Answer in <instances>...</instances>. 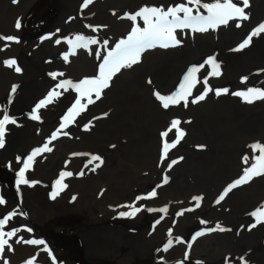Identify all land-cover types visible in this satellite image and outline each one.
<instances>
[{"label":"bare ground","instance_id":"obj_1","mask_svg":"<svg viewBox=\"0 0 264 264\" xmlns=\"http://www.w3.org/2000/svg\"><path fill=\"white\" fill-rule=\"evenodd\" d=\"M5 1L7 3V0H0V3L2 4ZM34 1L24 0L20 6L19 19ZM146 1L152 0H100L89 4L85 8L79 5L77 30L74 32L64 27L62 46L58 52H55L53 47H49L48 51H44L47 57L43 62L52 59L46 62L47 64H42L36 68L34 66L28 68L23 64L20 72H16L15 68H12L10 73L8 70L3 69L0 63V96L11 92L13 86L16 87V91L19 88L17 96H10L12 98L11 107L14 108L11 113L18 119V125L15 127L16 130H12L8 136L10 143L0 151L1 161L15 162L18 161V157L26 159L31 153L24 156L23 151L27 150L28 152L33 143L40 145L48 143L47 141L50 138L47 137L44 128L45 124L49 123L54 110L51 107H42L38 110L37 114L46 122L41 127L31 119L33 107L40 102L39 99H46L48 93L56 89L55 83L58 80L76 79L82 81L84 77L97 75L99 70L96 67L98 63L95 58V51H104L105 45L113 47L120 40H126L134 27L143 29L148 26L143 18L130 19L132 15L144 8ZM235 1L236 5L242 6L241 0ZM200 2H202L200 5L212 4L216 0H200ZM72 3V0H60V11L64 12ZM79 3L83 4V0H79ZM244 11L248 17L247 19L241 20L238 18L237 22L232 19L226 25H217L216 28L219 31L216 33L210 31L212 28L203 32L195 31L192 36L177 32L176 37L180 41L178 44L167 48L160 46L157 48L156 46L155 49H157L151 52L145 50L142 53L145 52L143 55L146 58L141 64L136 65V68L128 70L122 68L115 73L113 79L117 86L110 91L104 104L102 102L103 97L100 96L101 102L93 107L92 112H87L82 117L84 119L81 118V125L85 123V126L80 129V132H77L80 136L78 147H76L78 151L86 154V150L89 149L94 137H100L98 140L102 144L104 142L109 143V139H106L104 135L113 134L120 128L127 126L125 134L131 138L132 143L116 145L115 148L119 146V153L123 155V158L119 160L114 153L112 158L122 161L121 165H127L123 160L128 159L126 156L131 154H137V157L150 153L155 155L153 149L155 147L154 143L158 141V136L150 135V133L163 124V117L165 119L166 113H169L177 115L174 119L179 120L182 125L183 140L180 147L168 152L167 157L161 158L160 156L158 160L174 159L182 161L176 165L178 170L194 173L197 179L196 183L204 186H207L209 177L215 172L223 176L243 173L248 165L255 162L253 160L254 156H259V152L257 151L254 154L249 146L255 143L264 144V98L253 99L249 103L243 97L231 93L246 92L248 89L246 82H251L250 88L264 90V33L254 37L245 49L240 51H235V49L255 28L264 23V0H248V6ZM61 19L63 17L57 18L51 30L56 32L58 25H63ZM238 24L239 27H237ZM60 34H57L58 38ZM77 36H83L85 40L88 38L94 39L96 43L87 44L86 47H77ZM25 39L29 40V38ZM54 39L55 36L53 41ZM40 42H31L30 45L26 46L25 51L21 49V46L19 49L15 48L17 51L11 57L16 58L18 55H26L25 52H31L36 57L35 61L41 62L43 58L37 57L40 53L39 50L46 49L49 44L45 42L43 47H39ZM54 44L59 46L55 41ZM32 48L35 50L27 51ZM61 48L62 52L60 53ZM65 55L68 56L67 60L64 58ZM210 56L219 65V76L209 74L213 69L210 65L205 64V61ZM7 57H9V48L6 47L0 50V61L5 58L8 59ZM200 65H204V67H201L189 81H184V76L189 69ZM45 69L47 73H44L43 70ZM67 70L70 75L67 74ZM41 71L44 74L40 75L38 73ZM52 73L57 74L55 79H53ZM239 75H242L241 86L238 85ZM149 77L153 78L154 84L146 89L147 84L145 82ZM205 78H207V86L213 91H210L204 100L191 103L194 97L199 96L204 91L206 87ZM182 81H184L186 89L190 88L191 92L193 91L192 95L188 96L189 102L186 107L183 104H178L170 105L169 108L165 109L162 104L160 106L154 102L151 96L154 92L162 90L165 95H169L172 93V89H176ZM193 84L195 87H192ZM252 84L255 86H252ZM89 87L92 86L89 85ZM43 88L44 90H42ZM224 88H227L229 92L219 96L215 94V89ZM42 91L44 92L42 93ZM13 98H15L14 102ZM142 98L144 99L143 103ZM24 105H30V112L18 115ZM99 109L100 111L95 112ZM98 114H100L99 117L91 124V120ZM6 129L8 128L6 127ZM175 130L172 129L171 132L177 137ZM146 131H148L147 135ZM148 136L151 140L146 139ZM199 144L206 149L194 151L195 146ZM108 145L113 144L103 146L108 147ZM244 147L245 153L242 156L247 155L250 157L249 164H245L244 160L239 159L240 152L244 150ZM53 151L49 159L35 157L31 161L33 162L31 166L34 167L30 166L28 169V173L32 174L30 176H37L43 170L53 175V169L58 166L53 164L54 162L46 164L45 161H61L66 159L70 153L66 146L60 147L59 145ZM163 151L164 148L161 154H163ZM87 152L90 153V151ZM202 155L211 156L215 160V171H210L208 174L198 173V167L200 166L198 162ZM20 164L22 165L21 161ZM41 164L44 166L43 169L39 168ZM257 165L260 166L258 163ZM205 170H208V168ZM262 170L260 175H252L247 183L242 184V190L239 193L236 191L234 194L235 199L227 200L226 204H234L236 214L235 217L226 213L222 215L225 224L230 223V227H224L225 231L223 232L217 230L203 236L200 239L201 244L195 246L196 252L198 250V252L205 251L208 253L210 248L219 250L226 247L234 250L245 245L243 242L251 243L252 249L245 250L243 254L251 252L252 258L245 257L243 260H237V262L255 263L257 260L264 264V223H256L257 217L251 215L264 205V169ZM49 173L44 174L47 176ZM217 177L218 179H216V176L210 177V179L216 180V183H218L222 180V177ZM120 178V175H115L113 180L116 182ZM38 179L31 178L30 181L37 184ZM75 181L70 177L68 182L71 183V186L66 192L68 195L65 196L64 193H61L54 202H51L46 194L45 188L47 186L37 184L28 190L23 188L24 205L28 209L27 212L30 218L36 220L41 217L46 220L50 217L62 216L69 211L65 205L68 201L73 203L78 201L74 207H78L80 212L78 211L77 214L80 215L81 219L82 215L84 216L83 221L85 223L90 217L101 218V214L102 218H106L108 216L106 210L111 206L116 207L113 211L115 213L122 212L127 208L120 206L125 202L122 201L124 199L123 195H117L114 188H112L117 183L105 188L99 199L81 196L82 198H77L74 202V195L71 196L70 191L76 192L78 187L73 184ZM135 182L138 183V181ZM137 183L133 185H137ZM101 184L93 185V187L99 189ZM233 201L235 202L228 203ZM186 209L192 210L186 211ZM195 210L196 208H185L187 213H192ZM156 216V220H160L161 217L165 218L164 212L156 214ZM83 221H80L77 225L81 223L82 226ZM101 222L97 225L99 228H95L98 230L96 236L84 238L87 253L92 254L94 250L96 252L101 251L95 255L96 258L108 256L109 253H116L118 246L126 244L129 246V252L117 258V260L124 263L132 259L131 253L138 252V246H142L143 249L154 248V244L150 242L151 240H148L149 238L146 239L148 242L143 243L145 232H137V228L140 226L139 218L124 217L112 226L106 221ZM194 224L193 219H190L188 223H175L176 229L185 231V233L191 229L189 225ZM253 224H255V227H252ZM161 231L156 230L153 235L158 238ZM237 242L238 246H236ZM35 249L33 245L28 247L20 243L13 246V255L15 257L16 250V255L27 257L32 255ZM149 251L145 254L146 256H152L153 252L156 253V251ZM161 256L166 259L176 257V255L164 254ZM221 258L216 257L215 264L219 263ZM112 259H116L115 256ZM232 263L234 264L233 260Z\"/></svg>","mask_w":264,"mask_h":264},{"label":"rangeland","instance_id":"obj_2","mask_svg":"<svg viewBox=\"0 0 264 264\" xmlns=\"http://www.w3.org/2000/svg\"><path fill=\"white\" fill-rule=\"evenodd\" d=\"M96 1L100 0H92V3ZM23 2L24 0H19L18 3H13L12 0H7V3L6 1L2 4L0 3V35H12L17 37L19 40V42L0 41V49L6 48L4 47L5 43L8 44L7 48H9V57H7L8 59H5L16 60V65L12 67H8L3 63L5 59H3V61H0L1 67L5 70H8L10 73L11 69L17 66L23 68V64L28 68H31V66H34V68H36L37 66L47 64L46 62L51 61L52 59L50 58L46 62H43L47 57L44 51H48L49 47H53L54 51L58 52L59 48L62 46L61 43L62 35H64V27H67L74 32L77 30V23L79 20V5L82 6V4L79 3V0H72V5L66 8L64 12H61L60 0H35L30 6L27 7V10H25L20 18V20L22 21V27L20 29H16L14 26L15 21L19 19L20 6L23 4ZM235 2L236 1L233 0V3ZM180 4H184L185 6L191 8L193 16L208 15L207 10L203 8L202 5H200L202 4V2H200V4L198 5L195 3V0H152L146 1L144 3V8H159L162 11H166L167 8L174 7ZM178 15L183 18V13H178ZM58 17H63V19H61L60 21L64 26L58 25V27L56 28L57 31L54 32L55 30H51V27L54 23H56L55 21ZM137 17L142 18L140 16ZM151 19L155 21V17H151ZM171 19L172 18L169 17V20ZM233 20L237 22L238 18H235ZM210 31L216 33L219 30L215 27L210 29ZM177 32L190 34L192 36L195 31L193 30V28L189 27L176 28L174 30V34L176 35ZM57 34H60L59 38ZM54 36V41L60 40V43L58 44L59 46L54 44ZM42 37L49 38L41 39ZM25 38H29V40H26ZM36 41H41L39 47H43L45 45V42H48L47 44H49L46 49L39 50L40 53L37 55V57L43 58L41 62L35 61L36 57H34L31 52H25L26 55H18L16 58H13L14 56L11 57L13 53L17 51L15 50V48L19 49V47L21 46V49L25 51L24 49L28 44L30 45L31 42ZM107 46L108 45H105L104 51H95V58L97 59L98 63L96 67L98 68L99 73L94 77H84V79L82 80L94 79L100 76L101 65L103 63L104 57L108 55L109 51H112L115 48V45L113 47ZM156 46L158 48L159 45ZM155 47L145 50L151 52L155 49ZM62 48L59 51L60 53L62 52ZM34 50L35 49L32 48L27 51ZM97 53H100V55L98 56ZM143 54H145V52L140 54V60L138 63L132 65L131 67H126V70L130 68H136V65L141 64L146 58ZM56 57L57 55L55 56V58ZM43 71L44 73H47L46 69ZM38 73L40 75L44 74L42 71ZM33 74L36 75L35 73ZM113 78L114 75L112 76L111 80L108 81L109 86L107 88H104L102 91L103 94H101V96L103 97V104L104 101L108 98L107 96L110 91H112V89L117 86ZM63 81L65 80H58L57 83H55L56 86ZM67 81H71L73 84H78L79 82H81L80 80L76 79H68ZM241 81L242 75H239L238 85L240 86ZM145 83L147 84L146 89H149L154 84L153 78L149 77V79ZM246 83V86L250 88L251 82ZM252 86L255 85L252 84ZM91 88L92 87H89V85H84L80 92H77L71 87H68L67 91H65L64 88L58 87L53 90L61 94L59 96H54L51 103L43 106L44 108L51 107L53 108L52 110H54V113L50 117L49 123L45 124V120L42 119L40 115V119L34 120L36 121V123L41 125V127L45 124L44 130L46 131L47 137L50 138V140L47 141V145L49 148H51V151L41 152L36 157L49 159L52 151L55 150L58 145L60 147L66 146V149L70 150V153L66 159L61 161H45L46 164L54 162L53 164H56L58 166L55 169L52 168L54 170L53 175L43 170L42 173L37 176H30L32 174L28 173L27 169L25 178L29 181L31 178H39L37 180V184L44 187L47 186L45 188L46 194L49 196L51 202H54L55 199L59 195H61V193H64L65 196L68 195V193L66 194V192L68 191L69 186H71V183L69 184L68 182V179L70 177H72V180H76L73 184L77 185L78 187L76 192L70 191L71 196L74 195L75 197L74 202L81 196L89 197L91 199H99L105 188H109L111 184L117 183L112 188H114V192H116L117 195L121 194L125 199L122 200L125 202L123 204H120V206H124L125 204H135L136 207L143 206L140 212H138L135 216L130 217L137 219L139 218L140 226H138L139 228H137V232H145V240L143 243H145L147 241L146 239L149 238L148 240H151L150 242L154 244V248L143 249L142 246H138V252L131 253V256H133L132 259L129 262L124 263L117 260V258L122 256L126 252H129V246L126 244L118 246V251L116 253H109L108 256H103L100 258H96L95 255L97 253H100L101 251L96 252V250H94V252L92 251V254L87 253L84 244V238L88 236H96L98 234V230L95 228H99V226L97 225L102 223L101 221H106L112 226L116 225V222H120L124 218L119 215L120 212H113L116 207L114 208V206H111L110 208H107L106 211L108 212V216L106 218H102L101 214V218L90 217V219L85 223L83 221L84 216L82 215L81 219L80 215L77 214V212L79 211L78 207H74L78 201L76 203L68 201L65 204L69 210L68 213L59 217H50L46 220H43V218L41 217L39 219L32 220V218H30L29 216V213L27 212L28 209H26L24 205L22 189L24 188V190H28L30 188H33L37 184L32 183L31 181L29 184H21L19 185L18 191L15 184V181L17 179L16 172L20 167L23 166V164L21 165L20 161L8 162V160H0V197H3L6 202L4 205H0V218H3V216L9 212L15 213V215H13L9 219V221L2 228H0V235H3V238L7 239L9 241V244L12 246V250H8L6 246L5 251L0 253V264H5V261H7V264H177V262L180 261H182L183 264H197V261L201 262V264H215L216 257H222L221 260L219 259L220 262L217 264H233L232 260L234 261V264H262L257 260L255 263L237 262V260L241 258H252L251 252H248L245 255L243 254L245 250L252 249L251 243L243 242V244L245 245H242L241 248H235L234 250H230L231 248L228 247L219 250L217 248L209 247L210 252L208 253L205 251H195V246L201 244L200 239L203 236L210 234V232L206 231V229L215 228L217 224H219L223 228L226 226L230 227L231 224H225L222 215L226 213L232 215V217L236 216L234 212V204L226 203L227 200L231 201L232 199L236 198L234 194L236 191L239 193L242 190V185L232 189L225 196L224 200L220 201V203H216V201L224 188L235 181L237 178H239L243 173L237 175L235 174L233 176H223L218 175L215 172V174L210 177L216 176V179H218L217 176H221L222 180L216 183V180H212L209 177V182L206 184L207 186H204L200 185V183H196L197 179L194 173H188L178 170V167L176 165H178L182 161L176 160L177 163L169 168L168 164L174 159L158 160L160 156L161 158L163 157L161 151L164 148L165 141H167L169 144L176 142L177 137L174 136L171 131H169V128L171 127V121L176 118L177 115L166 113L165 117L168 118L164 119L163 117V124L156 130L151 131L150 135L158 136V141L154 143L155 147L153 149L155 150V155L150 153L137 157V154H131L129 156H126L128 159L123 160L127 163V165H121L122 161H118L117 159L112 158L113 153L119 160L123 158V155L119 153V146L115 148L116 145H119L120 143H132L131 138H129V136L125 134L127 126L120 128L117 131L118 133L115 132L113 134L104 135L106 139H109V143L104 142L102 144L98 140V138L100 137H94L89 149L86 150V154L78 151L76 147H78L80 136H78L79 133L77 132H80V129L85 126V123L81 125V118L84 117L87 112H92L93 107L101 102L100 98L96 99L95 92L93 91L91 93V99L94 102L88 104L87 90H91ZM177 89L178 87L176 89H172V92L176 91ZM42 90H44V88ZM18 92L19 88L16 92H12L11 89V92H7L0 96V119L3 118V115L6 112L11 119L15 120V123H9L6 125L8 129H6L7 132H5L4 146L10 143L8 136L12 130H16L15 127H17L18 125V119H16V116L11 113L14 108L11 107L12 98H10L11 95L12 97L17 96ZM43 92L44 91H42V93ZM156 92L165 95L162 90H158ZM154 93L153 95H151L154 102L157 105L161 106L162 102L156 98ZM191 93H193V91ZM77 98L81 100V104L76 105V107L73 109L74 119H70L67 121L64 120L63 118L68 115V110L73 107ZM143 100L144 99L142 98V103ZM14 101L15 98H13V102ZM180 104L184 105V102L182 101ZM85 105L86 107H84ZM143 105L145 106L146 103ZM21 108L22 110L18 112V115L25 114V112H30V105H24ZM98 111H100V109L95 112ZM76 113H78V115H76ZM99 115L100 114H98L93 120H91V124L95 122V119L99 117ZM61 123L66 124V127L60 129L57 133V137L55 139H52V132L57 131ZM179 128L182 129L181 123L179 125ZM147 132L148 131H146V135ZM164 132H167L168 135L162 136L161 134ZM149 136L146 139L151 140ZM182 140L183 138H181L179 142H176L174 147L168 149V152H172V150H176L178 147H180V145L182 144ZM106 144H113L114 147L113 145H108V147L103 146ZM43 146L44 144L40 145L33 143L28 152L27 150H25V152L23 151V155L25 156L28 153H32L34 149L43 148ZM3 147H0V151H2ZM195 147L196 149L194 148V151L206 149L204 147H201L200 144L196 145ZM87 151H90V153H88ZM243 153H245V147L244 150L240 152L239 156V159H241L242 161L245 157L242 156ZM92 155H98L103 158V164H101L100 167H95V165L98 164L99 161H92L91 163H89ZM253 160L255 161L254 163H257L254 158ZM32 163L33 162H31V164ZM198 164H200V166L198 167V173L208 174V172L210 171H215V160L211 156H200ZM250 165H248L247 167H249ZM43 167V164L39 166L40 169H43ZM206 168H208V170H205ZM81 170H83L84 172L83 175H79ZM255 170L261 172L263 171L258 165ZM62 171L71 172L73 173V175L66 176L63 179L61 185H55V181L60 178V173ZM44 173L49 174L46 176ZM115 175L121 176V178L118 181L116 180V182L113 180V177ZM165 176L168 178L167 183H164ZM135 181H138L140 185ZM100 183L102 184L99 189L93 187V185H99ZM135 183H137V185H133ZM63 185H66V187H63ZM157 185H160V187H157ZM54 186L60 193L55 197V199L52 198ZM61 187H63L62 191H60ZM154 188L157 192V195L154 198H142L140 201H136L137 196L146 197L147 193L152 191ZM193 196L201 197L200 206L198 208L195 207V202L192 200ZM234 202L235 201L228 203ZM163 207H167V212L164 213L165 218L160 219V222L156 223V214H159L161 212H150L147 209L151 208L158 210ZM186 207L196 208V210L192 213H187L185 211ZM124 211L131 212L132 208L127 207ZM178 212L183 214L177 216L176 214ZM231 212L232 214H230ZM190 219H193L195 221V224L192 226L189 225V228L191 229H189L187 233H185V231L176 229L175 223H188ZM202 220L206 221L207 223L202 224ZM80 221H83L82 226L81 223L77 225ZM14 229H18L19 231H17L14 236L9 237L7 233ZM28 229H31V231H29ZM169 229H171V235H169ZM156 230H162L158 238L153 235ZM200 231H203V234L193 240V236ZM176 238H179L183 242L177 243ZM28 239H42L43 241H45V245H33V248L36 249L33 250L32 255H29L27 257L16 255L15 250V258L13 255V246H16L20 243L28 247L32 246L24 242H17ZM168 240H172L173 244L168 248L167 251H164V246ZM189 243H191L190 248L188 247ZM45 246H47V251L44 250ZM236 246H238V242L236 243ZM149 250H151L152 252L156 251V253L153 252L152 256H146L145 254L147 252H150ZM185 252H187L188 254L187 259H185ZM162 254L169 256L176 255V257L172 259H166L161 256ZM113 256H115L116 259H112Z\"/></svg>","mask_w":264,"mask_h":264},{"label":"snow or ice","instance_id":"obj_3","mask_svg":"<svg viewBox=\"0 0 264 264\" xmlns=\"http://www.w3.org/2000/svg\"><path fill=\"white\" fill-rule=\"evenodd\" d=\"M13 3H18L19 0H12ZM242 6H238L235 3H233V0H216L215 3L212 4H203L202 7L205 8L208 12L207 16H193L192 15V9L185 6L184 4H180L174 7L167 8L166 11H162L159 8H143L139 12H137L135 15L131 16L130 19L135 20L137 16H140L144 19L145 24L148 25L147 27L140 29L139 27H134L132 29V32L128 35L126 40H120L116 45L115 48L112 51L108 52V55L104 57L103 63L101 65V74L99 77H96L94 79L89 80H82L78 84H73L71 81H63L60 84H58L56 87L58 88H64L65 91L68 90V87H71L75 89L77 92H80L82 87L84 85H91V90H87L88 94V104L93 103L94 101L91 99V93L94 91L96 99H99L101 96V93L104 88H107L109 86L108 81L111 80L112 76L119 72L122 68L131 67L132 65L136 64L140 60V54L145 50L152 47H155L156 45H159L160 47L167 48L169 46H174L178 44L180 41L177 39L176 35L174 34V30L176 28H193L194 31H207L209 28H215L217 25H226L229 23L230 20L239 18L241 20L247 19V15L244 11L245 8L248 6V0H241ZM92 3V0H83V7H87L89 4ZM196 4H200V0H195ZM178 13H183V18H181ZM151 17H155V21L151 19ZM169 17L172 19L169 20ZM15 28L20 29L22 27V21L20 19H17L15 21ZM240 25L238 24L237 27ZM95 30V29H93ZM261 33H264V23H261L259 27L255 28L250 35L247 36V38H244L242 42L239 43L238 47L235 49V51H240L245 49L249 46L252 39ZM49 37H42L41 39H48ZM0 41H8V42H19L18 38L12 35H0ZM57 44L60 43V40L55 41ZM76 46L77 47H86L87 44H95L96 40L88 38L85 40L83 36H77L76 37ZM107 43V41H105ZM4 47H8V44L5 43ZM2 50V49H0ZM99 56L100 53H97ZM65 60L68 59V56L65 55ZM3 63L8 66L12 67L16 65L15 59H9L3 61ZM205 64L210 65L212 67V71L209 73L212 76H219V65L216 63L215 59L213 57H208L205 61ZM201 67H204V65H200L199 67H192L189 69L188 73L184 76V81H189L195 73L199 71ZM16 72H20V67H15ZM53 79L56 78V73L51 74ZM62 75V74H61ZM182 81L180 85L178 86V89L174 92H172L169 95H162L159 92L154 93L156 98L162 102L163 108L167 109L170 107V105H178L182 101L184 102V105L187 106L188 104V96H191V89H186L185 83ZM204 83L206 85L204 91L199 95L194 97L191 100V103H197L198 101H202L205 99L207 94L210 91H213L210 87L207 86V78L204 79ZM67 86V87H66ZM192 87H195L193 84ZM16 91V87L13 86L12 92ZM215 94L217 96L221 94L228 93L229 90L227 88L224 89H215ZM61 93L51 91L48 93L46 99L40 100L39 103H37L31 112V119L38 120L40 119V116L37 114L38 110L41 109L44 105L49 104L52 102V98L54 96H59ZM232 95L241 96L243 97L247 102L251 103L253 99H262L264 98V90L261 89H255V88H248L246 92H234L231 93ZM81 100L79 98L76 99L75 104L72 108L68 110V115H66L63 119L64 120H70L74 119L73 109L76 107V105H80ZM86 107V105L84 106ZM78 115V113H76ZM106 115V114H105ZM9 123H15V120L11 119L9 115L5 112L3 115V118L0 119V147L4 146L5 143V132H6V125ZM180 121L179 120H172L171 121V127L169 128V131L172 129H176L177 132V139L176 142H179V140L183 137L184 133L179 128ZM66 127V124L61 123L59 126V129L57 131L52 132L51 136L52 139H55L57 137V133L60 129H63ZM66 134V133H65ZM162 136H167L168 133L164 132L161 134ZM169 144L167 141L164 143V151H163V157H167L168 149L175 146V143ZM114 147V146H113ZM203 147V146H201ZM252 149V152L255 154L257 151L259 152V156H254V159L257 161V163L260 165L261 169H264V144L261 143H255L253 145L249 146ZM45 151H51V148L48 147L47 144L43 146V148H36L32 151L30 155L27 156L26 159L19 158L18 161H21L23 166L19 168V170L16 172L17 179L15 181V184L17 186V190L19 191V185L21 184H29L30 181L25 178L26 170L30 168L31 161L41 152ZM162 157V158H163ZM250 157L245 156L244 157V163L249 164ZM92 161H99L98 164L95 165L96 168L100 167L101 164H103V158L98 155H92L89 163ZM175 163H177L176 160H172L168 167L171 168ZM257 163L251 164L249 167H247L243 174L237 178L235 181L227 185V187L224 188L222 193L219 195L216 203H220V201L224 200L225 196L234 188L247 183L251 178L252 175H260L261 171H254L257 168ZM87 167V165H86ZM95 170V169H93ZM84 172L81 170L79 175H83ZM73 173L71 172H64L62 171L60 173V178L55 181V185H61L63 179L66 176H72ZM168 178L164 177V183H167ZM63 187H66V185H63ZM63 187H61L60 191L63 190ZM157 187H160V185H157ZM59 195V191L56 190L54 186V190L52 193V198L55 199V197ZM157 195L156 189L154 188L152 191L147 193L146 197L137 196L136 201H140L142 198H154ZM75 199V197H73ZM192 200L195 202V207L200 206V200L201 197L199 196H193ZM5 199L3 197H0V205H4ZM122 207H131L132 211H122L119 213L121 217H128V216H135L138 212L141 211L142 207H136L135 204L132 205H124ZM148 211H159V212H167V207H163L160 209H147ZM192 209H186V211H191ZM183 213L178 212L176 215H182ZM15 215L13 212H9L6 215L3 216V218H0V228H2L9 219ZM253 217H257L256 223L264 222V205H262L260 208H258L256 211H254L251 214ZM163 219V217H161ZM160 221L157 220L156 223H159ZM202 224L207 223L206 221H201ZM252 227H255V224L252 225ZM31 231V229H28ZM225 231L223 227H221L219 224L216 225L215 228H209L206 229V231L212 232V231ZM19 231L18 229H14L12 231H9L7 235L9 237L14 236L16 232ZM203 234V231L197 232L193 236V240H195L197 237ZM169 235H171V229H169ZM24 242L30 245H45V241L42 239H28L24 241H17ZM177 243H181L179 238H176ZM173 244L172 240H168L167 243L164 246V251H167L168 248ZM7 246L8 250H12V246L9 244V241L7 239L3 238V235H0V253L5 251V247ZM188 247H191V243L188 244ZM45 251H47V246H45ZM188 258L187 252H185V259ZM243 260V258H241ZM5 264H7V261H5ZM177 264H183L182 261L177 262ZM197 264H201V262L197 261Z\"/></svg>","mask_w":264,"mask_h":264}]
</instances>
